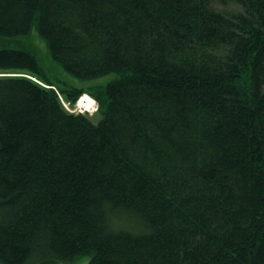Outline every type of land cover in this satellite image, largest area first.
<instances>
[{
	"label": "trees",
	"instance_id": "trees-1",
	"mask_svg": "<svg viewBox=\"0 0 264 264\" xmlns=\"http://www.w3.org/2000/svg\"><path fill=\"white\" fill-rule=\"evenodd\" d=\"M0 43V264H264V0H0Z\"/></svg>",
	"mask_w": 264,
	"mask_h": 264
},
{
	"label": "rangeland",
	"instance_id": "rangeland-1",
	"mask_svg": "<svg viewBox=\"0 0 264 264\" xmlns=\"http://www.w3.org/2000/svg\"><path fill=\"white\" fill-rule=\"evenodd\" d=\"M222 8L227 10H234L235 8H237V6L232 3H227ZM7 43L9 46L23 47L27 50H30V52L33 53L34 56L37 58L41 66L47 71V74L49 75L51 81L57 84H61V83L65 84V82H72L73 85L79 84L78 79L71 78L70 74L65 72L63 68L60 67L59 64H57L52 60L46 42L38 34L36 29H33L28 35L21 36L20 38L9 41ZM1 47H3V45L0 43V48ZM0 74H4V73H0ZM111 80L112 79L109 76H105L100 78L98 80V83H106ZM84 93L95 100L94 96H92L90 93L88 92H84ZM78 98H80V96ZM77 100L75 103L70 104V107L73 110H76V112H78L79 110V108L76 106ZM94 103L95 105L93 104L94 106L91 109L92 112L90 111V113H88L85 111V113L93 122H97L101 117V113L98 111H94L96 107H99V103L97 102V100H95ZM119 217L116 216L110 218V225L113 230L137 232L136 230L140 229L139 226H137L136 222ZM88 260H89V256H81L71 262L62 263V264H87Z\"/></svg>",
	"mask_w": 264,
	"mask_h": 264
},
{
	"label": "bare ground",
	"instance_id": "bare-ground-1",
	"mask_svg": "<svg viewBox=\"0 0 264 264\" xmlns=\"http://www.w3.org/2000/svg\"><path fill=\"white\" fill-rule=\"evenodd\" d=\"M94 101L91 97H89L87 94H84L77 102L76 106L85 113H90L92 107L94 106ZM92 112V111H91Z\"/></svg>",
	"mask_w": 264,
	"mask_h": 264
},
{
	"label": "built area",
	"instance_id": "built-area-1",
	"mask_svg": "<svg viewBox=\"0 0 264 264\" xmlns=\"http://www.w3.org/2000/svg\"><path fill=\"white\" fill-rule=\"evenodd\" d=\"M65 106L67 107V105L65 104Z\"/></svg>",
	"mask_w": 264,
	"mask_h": 264
}]
</instances>
